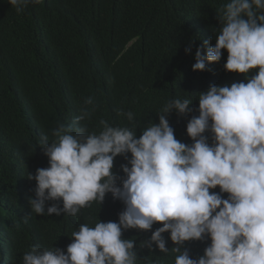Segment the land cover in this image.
I'll list each match as a JSON object with an SVG mask.
<instances>
[{
	"label": "trees",
	"instance_id": "obj_1",
	"mask_svg": "<svg viewBox=\"0 0 264 264\" xmlns=\"http://www.w3.org/2000/svg\"><path fill=\"white\" fill-rule=\"evenodd\" d=\"M229 2L42 0L17 12L7 0H0V264H23L33 246L66 251L81 224L118 222L124 210L123 202L107 193L102 203L93 201L74 217L31 212L28 198L35 196L36 181L28 176L49 166L40 140L43 136L49 143L55 140L52 132L58 123L73 125L75 135H87L99 134L100 121L105 120L136 131L139 138L142 129L159 123L158 114L169 102L189 99L193 111L180 115L173 110L167 119L177 140L193 143L186 125L199 115L201 92L245 80L244 74L224 69L226 50L204 71L192 70L203 41L215 44L222 27L218 17ZM190 41L192 52L186 55ZM89 97L93 105L84 103ZM82 108L94 110L74 124ZM121 111L132 112L133 120ZM204 135L211 144V133ZM126 155L131 159V153ZM128 159L124 155L114 159L112 171L120 178L125 176L121 165ZM210 191L219 192V187ZM52 203L57 202L46 205ZM161 226L123 231L122 239L135 242L137 264H175L178 253L172 250L176 245L170 233L162 234L167 253L155 245L152 252L139 246ZM210 243L205 237L185 242L184 248L191 258H198Z\"/></svg>",
	"mask_w": 264,
	"mask_h": 264
},
{
	"label": "clouds",
	"instance_id": "obj_2",
	"mask_svg": "<svg viewBox=\"0 0 264 264\" xmlns=\"http://www.w3.org/2000/svg\"><path fill=\"white\" fill-rule=\"evenodd\" d=\"M41 2L7 0L17 12ZM218 20L222 27L215 44L203 41L192 70L204 71L226 50L224 69L244 74L245 80L201 92L199 115L186 125L191 145L176 139L167 119L173 110L180 115L193 111L189 99L169 102L158 114L159 123L142 129L139 138L136 131L105 120L99 134L75 135L73 125L58 123L55 140L41 138L49 166L29 173L28 179L36 181L35 196L28 198L31 212L74 217L91 202L102 203L107 193L122 201L124 210L118 222L81 224L66 251L33 246L23 264H137L135 242L122 239L123 231H150L155 223L162 226L139 246L152 252L155 245L167 253L162 234L168 232L178 253L175 264H264V0H230ZM192 45L185 47L186 55ZM252 70L255 75L249 77ZM84 103L93 105V98ZM93 110L82 108L73 123ZM120 114L133 120L132 112ZM120 155L128 159L121 165L124 178L112 171ZM217 187L219 192L210 191ZM205 237L211 243L202 256L191 258L185 242Z\"/></svg>",
	"mask_w": 264,
	"mask_h": 264
}]
</instances>
